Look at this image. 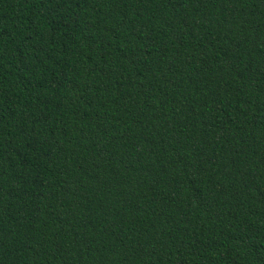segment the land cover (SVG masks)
Returning a JSON list of instances; mask_svg holds the SVG:
<instances>
[{"label":"trees","instance_id":"obj_1","mask_svg":"<svg viewBox=\"0 0 264 264\" xmlns=\"http://www.w3.org/2000/svg\"><path fill=\"white\" fill-rule=\"evenodd\" d=\"M0 264H264V0H0Z\"/></svg>","mask_w":264,"mask_h":264}]
</instances>
